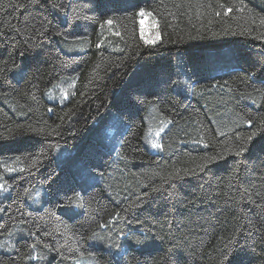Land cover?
I'll use <instances>...</instances> for the list:
<instances>
[{
    "label": "trees",
    "instance_id": "obj_1",
    "mask_svg": "<svg viewBox=\"0 0 264 264\" xmlns=\"http://www.w3.org/2000/svg\"><path fill=\"white\" fill-rule=\"evenodd\" d=\"M0 179V264H264V0H0Z\"/></svg>",
    "mask_w": 264,
    "mask_h": 264
},
{
    "label": "rangeland",
    "instance_id": "obj_2",
    "mask_svg": "<svg viewBox=\"0 0 264 264\" xmlns=\"http://www.w3.org/2000/svg\"><path fill=\"white\" fill-rule=\"evenodd\" d=\"M145 15H140V22L143 20V25H141V34L143 39L146 42L147 39H152L156 37L157 33L159 34L158 25L156 18L151 15H147V13H150L145 10ZM160 38V34H159ZM159 39L156 40L158 42ZM217 64L223 65L224 62H218ZM75 77H65L59 82H57L52 88L49 89L47 93V97L51 101H58V102H64L66 101L74 92V86H75ZM168 126V123L162 119V118H156L152 121L149 128V135L150 139L148 141V146L153 151H158L160 146L161 137L164 133V130ZM154 145H159L158 147ZM6 171L8 174L14 173L18 167L19 163L16 160H9L5 162ZM11 168L13 171H8L7 169ZM0 185H3L2 188H0V196H3L10 192V186L3 180L0 179ZM39 194V193H38ZM12 244V238H0V249L8 250L10 249ZM76 264H86L84 259H80L75 261ZM90 264V263H89Z\"/></svg>",
    "mask_w": 264,
    "mask_h": 264
},
{
    "label": "snow or ice",
    "instance_id": "obj_3",
    "mask_svg": "<svg viewBox=\"0 0 264 264\" xmlns=\"http://www.w3.org/2000/svg\"><path fill=\"white\" fill-rule=\"evenodd\" d=\"M228 11L229 12H231L232 11V9H228ZM146 13H145V10H143V9H141V11H140V15L141 16H144ZM147 15H151V13H147ZM109 23H111V21H109ZM141 25H143V20H141ZM157 39H159V34L157 33V35H156V37H154V38H152V39H147L146 38V42L147 43H149V44H154V43H156V40ZM154 146H156V147H158L159 145H154ZM241 151H243V149H241ZM8 171H13V169H11V168H8L7 169ZM3 187V185H0V188H2Z\"/></svg>",
    "mask_w": 264,
    "mask_h": 264
}]
</instances>
